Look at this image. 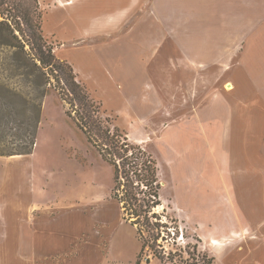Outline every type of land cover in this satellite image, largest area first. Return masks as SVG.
I'll return each instance as SVG.
<instances>
[{
    "label": "rangeland",
    "instance_id": "obj_1",
    "mask_svg": "<svg viewBox=\"0 0 264 264\" xmlns=\"http://www.w3.org/2000/svg\"><path fill=\"white\" fill-rule=\"evenodd\" d=\"M58 3L70 5H65V0H6L0 5V155L27 147L40 106L39 147L31 162L49 173L51 186L45 193L67 196L68 205L79 204L89 221V230L80 241L83 248L68 252V257L79 260L77 264H162L148 249L139 261L142 242L112 198L114 168L66 115L54 89L56 82L35 67L31 60L33 29L21 20L24 13L31 16L32 24H41L47 46L57 58L78 63V80L101 103L104 116L116 120L131 140L142 144L157 160L162 206L156 212L164 222L170 218V227H178V233L171 229L170 238L164 234L165 252L190 245L201 261L212 258L214 264H264V139L242 137L240 123L245 110L244 116L255 122L247 130L257 131L256 121L264 120V100L242 89L241 76H191L186 72L177 76L174 68L164 63L156 65L151 74L163 105L147 108L123 103L119 93L120 97L101 90L96 76L108 89L112 83L102 78L100 71L88 68L85 59L83 62L71 52L96 42L66 40L67 26L63 12H56ZM20 22L22 33L16 32ZM41 92H45L42 98ZM219 92L230 107L220 105L225 110L220 108L217 118L225 115L233 122L231 128L229 118L224 126L213 124L217 136H206L205 124L197 122L194 113ZM246 101L250 106L243 108ZM225 132L229 136H223ZM242 180L247 182L243 188L239 186ZM160 252L158 249L157 254Z\"/></svg>",
    "mask_w": 264,
    "mask_h": 264
},
{
    "label": "crops",
    "instance_id": "obj_2",
    "mask_svg": "<svg viewBox=\"0 0 264 264\" xmlns=\"http://www.w3.org/2000/svg\"><path fill=\"white\" fill-rule=\"evenodd\" d=\"M65 2L70 5L58 3L56 12L65 17L66 40L96 42L71 52L83 62L85 59L88 68L100 71L112 83L108 89L96 76L101 90L120 97L119 93L123 103L147 108L163 105L151 74L156 65L164 63L177 76L185 72L191 76H241L242 89L264 100V0ZM74 61L70 64L77 72ZM207 102L194 113V119L205 124L206 136H217L213 124L224 126L229 118H217L225 110L220 105H230L222 92ZM242 104L243 108L250 106L248 101ZM244 114L245 110L240 118L241 136L264 139V120L256 121L257 131H249L247 127L255 122ZM232 122L229 118L230 128ZM38 147L29 155L0 156V264H77L79 260L68 257V252L83 248L80 241L89 230L88 217L79 204L70 207L67 196L45 193L51 186L49 173L31 162ZM256 171L259 180L258 168ZM261 178L263 185L264 176ZM246 185L242 180L239 186Z\"/></svg>",
    "mask_w": 264,
    "mask_h": 264
},
{
    "label": "trees",
    "instance_id": "obj_3",
    "mask_svg": "<svg viewBox=\"0 0 264 264\" xmlns=\"http://www.w3.org/2000/svg\"><path fill=\"white\" fill-rule=\"evenodd\" d=\"M5 1L0 0V5H4ZM30 17L24 13L21 20L33 29L30 38L34 53L31 60L41 74L48 73L50 79L56 82L54 89L64 103L66 115L73 120L102 159L114 168L112 198L119 203L123 219L136 228L138 238L142 242L139 261L148 249L154 251V256L162 264H165L166 260V264H214L212 258L201 261L195 250L190 251V245L165 252V246L162 245L164 234L167 232L170 238V232H173L171 229L178 233V227H170V218L167 217L168 222H164L163 216L156 212L162 205V185L157 160L142 144L131 140L116 120L104 116L106 113L102 111L101 103L97 102L88 88L78 80L72 64L57 58L53 49L47 46L41 24H32L33 19ZM20 24L21 22L16 32L22 33ZM44 94L45 92H41V98ZM40 123L39 106L27 147L18 153L0 156L32 154ZM158 249L163 254H157Z\"/></svg>",
    "mask_w": 264,
    "mask_h": 264
},
{
    "label": "bare ground",
    "instance_id": "obj_4",
    "mask_svg": "<svg viewBox=\"0 0 264 264\" xmlns=\"http://www.w3.org/2000/svg\"><path fill=\"white\" fill-rule=\"evenodd\" d=\"M67 4H68V3H65V5H67ZM161 206H162V205H161ZM161 206H160V207H161Z\"/></svg>",
    "mask_w": 264,
    "mask_h": 264
}]
</instances>
